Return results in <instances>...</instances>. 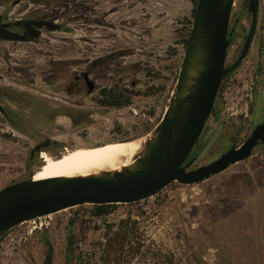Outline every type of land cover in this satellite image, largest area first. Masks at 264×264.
<instances>
[{"label":"rangeland","instance_id":"1","mask_svg":"<svg viewBox=\"0 0 264 264\" xmlns=\"http://www.w3.org/2000/svg\"><path fill=\"white\" fill-rule=\"evenodd\" d=\"M197 2L0 0L4 20L62 26L33 42L0 40V191L33 177L43 160L30 152L46 139L62 146L44 151L60 156L155 130L176 94ZM246 4L236 0L232 14V23L242 14L235 47L251 22ZM263 86L243 68L225 82L191 168L251 136ZM98 206L17 225L0 236V264H44L50 247L51 264H264V145L200 183L173 182L103 214ZM128 230L132 246L118 248L115 234Z\"/></svg>","mask_w":264,"mask_h":264},{"label":"water","instance_id":"2","mask_svg":"<svg viewBox=\"0 0 264 264\" xmlns=\"http://www.w3.org/2000/svg\"><path fill=\"white\" fill-rule=\"evenodd\" d=\"M252 13V25L239 60L226 69L230 39L229 25L235 0H198L196 14L178 79L172 105L157 128V136L146 155L133 170L112 176L73 178H33L15 183L0 191V236L23 222L35 220L59 211L85 204L108 205L138 202L158 193L173 182L196 184L217 175L230 166L249 158L262 141L264 123L238 148H232L219 158L195 170L188 171L192 161L183 166L202 136L207 120L214 113L215 102L226 75L245 58L254 38L260 0H247ZM2 24L0 40L33 42L42 29L62 28L55 21L26 22L25 33ZM198 70L192 87H188L189 71ZM89 93L95 83L85 75ZM0 110L2 106L0 105ZM49 141L32 151H41Z\"/></svg>","mask_w":264,"mask_h":264},{"label":"bare ground","instance_id":"3","mask_svg":"<svg viewBox=\"0 0 264 264\" xmlns=\"http://www.w3.org/2000/svg\"><path fill=\"white\" fill-rule=\"evenodd\" d=\"M197 74L196 68L190 69L188 87L193 86ZM156 136L157 131L152 130L129 139L121 138L93 145H78L65 150L57 157L43 152L41 154L43 164L32 178L37 181L126 173L136 168Z\"/></svg>","mask_w":264,"mask_h":264},{"label":"flooded vegetation","instance_id":"4","mask_svg":"<svg viewBox=\"0 0 264 264\" xmlns=\"http://www.w3.org/2000/svg\"><path fill=\"white\" fill-rule=\"evenodd\" d=\"M235 5H236V2H235ZM235 5L233 7L232 14L234 12V9L236 8ZM246 5H247V12H248L249 16H251V22H250L249 27H247L246 32L243 34L240 43L236 47L234 46L235 45L234 41L236 40V37L239 35L238 26L240 25V22H241L240 21L241 20L240 17H241L242 14L240 12L239 16L236 18V20L233 23H232V15H231V21H230V25H229V33H231V35L228 37L231 42H230V46L228 48V53H227L226 69L231 68L239 60V58L241 57V55L243 53L244 46L246 44V38H247V36H248V34L250 32V29H251L252 13H250L249 4H246ZM245 9L246 8L244 7L243 10H245ZM0 18H1V23L2 24L10 23L11 25H10L9 29L11 31H14V32H17V33H20V34H24L25 33V24H26V22H30L32 20H36V19H32V18H27V19H18L16 21H8V20H4L2 17H0ZM43 20L54 21L53 19L50 20V19H47V18H43ZM44 30H46V29L45 28L42 29V31H44ZM255 47H257V48H255ZM252 55H253V59H254L253 63H254L255 66H253V65L251 66L252 63H250V59L252 58ZM242 68L245 69L246 72H249L252 76H254L257 79V81L262 82V84H264V0H260L259 1V5H258V21H257V27H256V31H255V34H254V38H253L252 44H251V46H250L245 58L240 63V65L235 70L231 71L228 75L225 76V78H224V80H223V82L221 84L220 91H221L223 85L225 84V82L229 78H231L232 75H235L238 71H240ZM257 85H258V82H257ZM256 90L254 89V92H256ZM220 91H219V94H218L216 102H215V107L218 104ZM260 93H261V89H260ZM262 94H264V91H262ZM0 105H1V103H0ZM261 105H262V112L263 113L261 112L259 116L264 115V102H262ZM250 108L251 109L255 108L254 103L251 104ZM260 110H261V108H260ZM210 117H209V119H210ZM11 119L12 118L10 117V120ZM209 119L207 120V123H206V126L204 128V131H203L202 135L204 134V132L206 130V127L208 125ZM262 123H264V118L262 119V121L260 123H258L256 125L255 129L257 128L258 125H260ZM252 133H251V135H252ZM200 138H199V140H200ZM46 141H49V144L46 147H42L41 151H36L34 154H32V151L35 149L36 146H38L39 144H43ZM198 141H197V143H198ZM197 143H196V145H197ZM242 144H240L238 146H233L232 148H238ZM259 144H263V142L261 141ZM196 145H195V147H196ZM60 146H62V145H59L56 141H51L50 139H46L45 141L39 142V143H37L35 145L33 150L30 152V159L33 160V159L37 158L38 156H40V158H41V154L43 152H45L44 150H50V151H52L54 153V152L58 151ZM195 147H194V149H195ZM194 149H193V151H194ZM193 151L190 154V156L187 158V160L184 162L183 166L186 165L190 161H192V165L195 163V160H192V158H191V156L193 154ZM192 165H191V167H192ZM191 167L188 169V171H192V170L197 169V168L193 169Z\"/></svg>","mask_w":264,"mask_h":264},{"label":"trees","instance_id":"5","mask_svg":"<svg viewBox=\"0 0 264 264\" xmlns=\"http://www.w3.org/2000/svg\"><path fill=\"white\" fill-rule=\"evenodd\" d=\"M195 14H196V9L194 10V18H195ZM187 44H188V42H187ZM104 206H107V205L98 206V208L100 209L99 214L104 213V211H103ZM130 234L131 233L129 232V230L127 232L125 231L122 233H116L115 234V237H116L115 244L117 245L118 248H124L125 244H127L128 246L130 245V247L132 246V243L130 241ZM138 244L141 245V243H138ZM70 250H72V248H70ZM51 262H52V248L50 247L48 250V254H47L46 261L44 264H51Z\"/></svg>","mask_w":264,"mask_h":264},{"label":"built area","instance_id":"6","mask_svg":"<svg viewBox=\"0 0 264 264\" xmlns=\"http://www.w3.org/2000/svg\"><path fill=\"white\" fill-rule=\"evenodd\" d=\"M234 5H235V3H234Z\"/></svg>","mask_w":264,"mask_h":264}]
</instances>
